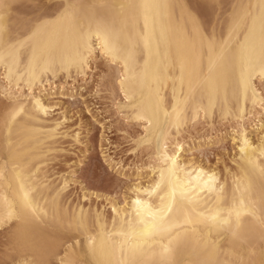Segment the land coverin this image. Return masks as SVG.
<instances>
[{"label": "bare ground", "instance_id": "6f19581e", "mask_svg": "<svg viewBox=\"0 0 264 264\" xmlns=\"http://www.w3.org/2000/svg\"><path fill=\"white\" fill-rule=\"evenodd\" d=\"M68 2L0 0V95L7 93L20 113L0 135V228L6 225L5 250L18 254L14 264L33 258L44 264L61 258L73 264H264L262 24L258 8L233 7L257 0H71L76 7L57 13L54 3ZM204 29L214 33V43ZM82 30L91 32L87 46ZM105 41L115 61L101 46ZM98 57L114 76L109 90L124 98L112 102L115 110L138 123L136 144L149 149L128 198L108 199V216L87 203L89 192L82 204L58 195L57 185L72 177L55 176L47 165L68 134L66 117H55L49 95L75 96L84 87H67L65 80L85 85ZM214 115L230 129L202 137L188 132L202 120L211 131ZM227 137L235 151L231 166L220 171L202 159V150ZM169 207L175 209L170 217ZM237 212L245 224L234 237L229 224Z\"/></svg>", "mask_w": 264, "mask_h": 264}, {"label": "rangeland", "instance_id": "374dc122", "mask_svg": "<svg viewBox=\"0 0 264 264\" xmlns=\"http://www.w3.org/2000/svg\"><path fill=\"white\" fill-rule=\"evenodd\" d=\"M36 2L40 4L39 2L46 3L50 0H36ZM106 65V61L98 57L96 68L92 71L93 77L91 80H86L85 85L78 80L72 83L71 78H67L64 82L67 87L70 84L84 87L82 90L77 89L75 96L69 98L59 92L49 95L50 101L55 104L53 114L56 116H54L64 115L66 117L64 130L68 134L66 138L59 140V150L54 151L56 154H49L51 158L49 161L47 160V163L49 162L47 165H49L48 170L50 173L53 172L55 176L64 174L72 177L71 190L67 194L70 196V203L82 204L81 195L83 192H89L91 194L88 202H85L102 209L104 214L108 216L110 211L108 199L115 197V200L122 201L123 198H128L130 194V191H128L129 186L132 180L137 177L135 174L136 169L147 162V151L149 149L145 145L136 144V138L142 132L138 123L132 119H127L124 114L115 110L112 102L114 100L124 101V98L121 93L114 92L112 94L109 90L108 82L113 80L114 76L109 77L110 73L108 74ZM62 81L59 79L56 83ZM95 88H98L97 92H95ZM1 96L0 98H3ZM213 119L214 127L211 131H209V126L202 120L201 126L197 124L198 126L195 127L197 130L192 131L193 129L191 130L189 127L188 132L190 131L189 133L194 137L198 135L202 137L209 132H225L230 129V123H227V121H221L215 115ZM195 132H197L196 135H194ZM75 133L78 134L76 138L74 137ZM221 140L214 141L202 150V153H206L204 154L206 157H202V159L205 160L206 158L209 164L212 163L211 165L217 167L220 171L223 170L225 163V165L231 166L232 153L235 151V146L229 137ZM193 150L196 151L194 154L197 155L199 154L197 151L201 149L196 147ZM121 172H124V174H121ZM5 227L6 225L0 228V264H14L15 261L13 260L17 259L18 254L14 251L15 253H13L16 254H13L14 258L11 251H7L10 244L5 236L7 231ZM81 240L82 238H79L80 243L83 242ZM73 246L76 247L75 244ZM6 251L8 254L11 253L9 259L7 253H5ZM57 262L53 261L52 264H57Z\"/></svg>", "mask_w": 264, "mask_h": 264}, {"label": "snow or ice", "instance_id": "6c2138e0", "mask_svg": "<svg viewBox=\"0 0 264 264\" xmlns=\"http://www.w3.org/2000/svg\"><path fill=\"white\" fill-rule=\"evenodd\" d=\"M59 5V7L57 8V13H61L66 12L68 9L70 8H74L76 7L75 5H73L71 3V0H69V2L67 4H63V3H54V6ZM213 7H216L217 5L215 3L212 4ZM234 8L239 7L241 9L244 8H248L251 9L253 7L258 8L260 11V20H261V24H262V32H261V40H262V47H264V0H257L256 4H248V5H244V4H239V5H234ZM189 15L192 18V22H193V26L196 27L199 30L200 27V21L198 20V18L194 15H192L191 12H189ZM32 29L29 28V31H31ZM5 30L3 28V26H0V33H3ZM22 36H26V33H21ZM91 36V32H83L82 30V34H81V41L82 43L85 44V46H87V42L90 39ZM204 36L205 38L208 40V42L210 44L214 43L215 37H214V33L204 29ZM99 39V37H97ZM11 39V37H10ZM20 44L24 43V40H18L17 41ZM102 47H105L108 52L110 54H113V61H115V55H114V49L110 48V46L108 45L107 41H105L104 44L101 45ZM83 63L84 61L81 60V64L80 67L81 69L83 68ZM262 65H264V61H262ZM261 84L264 85V67H262V71H261ZM29 87L32 86V81H29ZM29 103L31 104L32 101L29 100ZM261 105L264 106V98L261 99ZM17 103L13 102L12 98L5 93L3 95V98H0V135L3 134V131L5 128H9V118H15V116L20 115V113H18L16 111L17 109ZM22 111L24 113L29 114L30 116H36L38 115V109H35L33 112L29 113V110L27 108L22 109ZM140 117H137V119H139ZM18 123V122H17ZM11 132V129L9 130ZM261 151L262 154H264V141H262V146H261ZM173 166L175 167L177 165V161L175 159H173L172 161ZM68 180V183L66 185H64L63 187H61L60 185H57V188L59 189L58 195H67L70 193L71 190V184H72V180L69 178H65ZM154 179V177H153ZM210 180H214V174L213 177L210 178ZM157 187H159V184L157 185ZM217 187V185H214L213 183H209L208 184V188L209 191H215V188ZM85 198L87 199L88 196L87 194H85ZM174 207H169L168 208V213H169V217L171 216V213L174 211ZM261 213H262V223H264V205H262L261 207ZM149 214H151L152 216L155 217V213H151L150 209H149ZM249 215H255V210H252L248 213ZM161 215H163V212H161ZM211 219L213 220V222L219 224L220 222L216 220V217H211ZM244 220H242L240 218V213L237 212V220L234 223H230L229 227L232 231V234L234 237H239L241 235V232L244 228ZM144 233H142L143 235ZM179 239V238H178ZM26 264H44V261L41 259H37V258H33L31 260L26 261ZM60 264H73V261L71 259H66V258H61L60 260Z\"/></svg>", "mask_w": 264, "mask_h": 264}]
</instances>
